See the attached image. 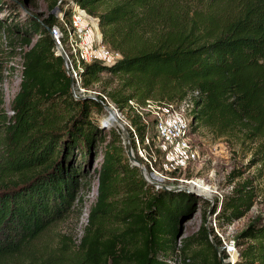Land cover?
Segmentation results:
<instances>
[{
  "label": "trees",
  "instance_id": "trees-1",
  "mask_svg": "<svg viewBox=\"0 0 264 264\" xmlns=\"http://www.w3.org/2000/svg\"><path fill=\"white\" fill-rule=\"evenodd\" d=\"M4 4L0 0V9ZM67 6H80L98 18L103 44L122 56L110 66L83 65L84 87L109 73L120 78V90L112 95L118 104L138 100L144 105L157 91L168 94L169 102L199 93L196 118L217 136L250 126L253 134L264 131V0H67L60 8L63 19L71 14ZM57 23L54 15L25 24L0 18V31L23 50L13 114L0 109V264H45L36 258L37 240L75 213L104 143L107 127L94 114L103 111L105 100L74 95L51 35ZM66 34L64 27L63 39ZM3 102L0 92L1 107ZM132 126L144 143L145 126L137 120ZM111 135L83 240L91 264L123 259L171 264L180 221L192 215L196 197L155 190L126 158L120 136ZM247 187H235L218 213L216 204L213 215L219 223L233 224L251 211L255 195ZM117 199L125 207L116 214L121 231L104 235L103 221L116 210ZM206 223L186 245L201 249L196 254L201 264H224L216 246L225 261L229 255ZM236 246L241 251L234 264H264V223L248 225L236 236Z\"/></svg>",
  "mask_w": 264,
  "mask_h": 264
},
{
  "label": "rangeland",
  "instance_id": "rangeland-1",
  "mask_svg": "<svg viewBox=\"0 0 264 264\" xmlns=\"http://www.w3.org/2000/svg\"><path fill=\"white\" fill-rule=\"evenodd\" d=\"M3 1L6 3L4 4V8L0 9V18L3 22L13 21L19 24H25L28 20L43 22L50 15H54L58 19L57 24L61 27V31H63L62 20H64L69 26V30H66L67 34L62 41V48L60 47L59 54L56 46L57 55H61L64 60V52L69 54L72 49L70 45L68 46L69 42L76 44V48L93 51L97 48L99 31L103 35L100 28L99 31L96 28L89 31L86 20H83L82 25L76 26L75 24L79 16H77L72 7H65L64 10L70 11L71 14L68 19H63L64 13L61 12L60 8L67 0ZM83 28L85 31L82 30ZM70 34H73V36ZM37 38H35L34 42ZM105 46L109 48L107 45ZM22 51L20 45L14 40H11L10 44V39L5 30L0 31V52L3 60L1 62L4 69V82L0 86L4 104L2 107L0 106V109L6 112L8 116L13 114L12 103L20 89L23 63ZM101 77L100 82L91 87H85L89 91L85 96H91L93 98L90 99L95 98L94 100H99V102V97L105 100L103 111L95 113L94 119L101 124L105 118H108L109 112L106 106L111 104L118 110L119 118L121 117L120 121L124 125L126 124L124 128L128 131L129 136H131L130 132H133L132 129L135 130V127L132 126L133 120H137L141 126H145L142 117L130 104H118L112 99V95L120 90V78L109 73H103ZM129 94H133V92L126 91V95ZM77 96V98H82V96ZM192 96L193 93L189 92L185 99L188 100ZM149 100L154 102V110L161 106V112L163 113H173L170 111L171 105L179 113H182V109L184 108L179 105L181 104L180 102H169L168 94L159 93L158 91L154 92ZM134 101L139 107L144 106L141 104L142 102L138 100ZM186 105L184 106L186 112H188ZM154 110H140L151 124L150 127L145 126V137H149V144L140 142L139 146L136 144V149L133 147L134 157L142 164L147 173V177H143L145 181L157 191L176 190L179 187L189 188L197 180H201L207 186L214 189L213 194L209 197L206 196L207 198L195 195L194 211L190 217H185L180 221L177 246L168 260L169 263H202V258L196 257V254L201 249L196 245H186L185 241L191 239L199 232L202 225L206 223V214L211 209V214L207 216L206 225L210 230L211 228L214 229L215 234L218 236L214 223L217 224L216 228L223 236L218 237H220L225 251L229 255V259L225 261V264L228 262L234 264L238 260L239 251H241L236 246V236L253 222L257 224L264 223V131L253 134L250 126L246 130L238 129L220 137L199 122L197 132L194 134L192 140L194 146L199 150L200 159L191 161L187 160L186 156L177 150L175 146L165 145L157 138L154 129V122L156 120V112ZM110 127L108 126L104 129V143H101L99 154L93 162V169L88 179V185L79 195L81 198L79 203L76 202V206L78 205V207L75 213L54 224L37 240L36 258L41 263L91 264L92 261L87 254L86 247L83 246V240L86 235V227L90 221L91 209L98 201L99 171L104 161L106 145L112 141L111 132H116L120 136L122 146L126 148L125 156L130 162L128 150L125 146L128 144V141L124 130L119 125ZM138 171L141 174L140 168H138ZM247 184V188L255 195V202L251 211L233 224L219 223L216 216L213 215V209L216 204H218V213L220 211V204L226 197L231 195L233 189ZM114 207L116 210L112 211V216L103 221L104 235L111 236L113 233L121 231L116 214L121 213L125 207H123V202L118 199L114 202ZM121 264L129 263L123 259Z\"/></svg>",
  "mask_w": 264,
  "mask_h": 264
},
{
  "label": "built area",
  "instance_id": "built-area-1",
  "mask_svg": "<svg viewBox=\"0 0 264 264\" xmlns=\"http://www.w3.org/2000/svg\"><path fill=\"white\" fill-rule=\"evenodd\" d=\"M72 8L77 13V16H79V19L75 24L76 26H80V24L82 25L83 20H86V25L89 31H92L93 28H96L99 31L100 26L98 18L89 15L87 10L83 9L80 6H73ZM62 25L65 27L66 30H69V26L64 20H62ZM82 30L85 31L84 28ZM51 35L56 41L57 50L59 54V49L60 47L62 48V41L64 40L63 31H61V27L59 25H55L51 30ZM70 35L73 36V34ZM69 45L72 49L70 50L69 54L64 52L65 67L73 81L74 95L76 97H78L77 95H79L83 98L86 97L85 95L88 94L89 91L83 86L82 76L80 75V72L82 71V66L89 65L95 62H100L110 66L116 61L122 59V56L120 53L107 48L103 44V35L100 33V31L98 33L97 38V48H95L93 51H86L81 48H76V44L70 42L68 43V46ZM75 62L77 63V67H75ZM197 100H199V93H194L193 96L190 97L188 100L184 99L183 101H179L181 104H178L184 107L182 109V113L177 112L173 105L170 106V111H172L173 113L161 112V106L157 107V109L154 110V102L150 100L146 101L143 107H139L135 103V101H130L129 104L131 107L136 109L138 114L142 117L144 125L147 127H150L151 124L140 110H154V112H156L154 129L157 138L165 145L175 146L177 150L181 151V153L186 156L187 160L197 161L198 159H200V153L197 147L194 146L192 140L194 134L197 132V126L199 123L198 119L196 118V115L199 111V107L196 106ZM184 105L187 106L188 112H186V108ZM132 130L135 142L139 146L140 140L138 134L134 129ZM149 142L150 139L148 136H146L144 143L149 144ZM214 226L218 236L223 237L220 231L216 228V223H214Z\"/></svg>",
  "mask_w": 264,
  "mask_h": 264
},
{
  "label": "bare ground",
  "instance_id": "bare-ground-1",
  "mask_svg": "<svg viewBox=\"0 0 264 264\" xmlns=\"http://www.w3.org/2000/svg\"><path fill=\"white\" fill-rule=\"evenodd\" d=\"M107 111L109 112V117L105 118V120L103 121V123L107 126H113V125H119L120 127H122V129L124 128V125L119 118L118 115V110L113 106V105H108L107 106ZM107 126V127H108ZM115 127V126H114ZM111 128V127H110ZM113 128V127H112ZM190 188L194 191H196L197 193L201 194L204 198H207L209 196H211L214 192V189L207 186L204 182H202L201 180H197L194 181L191 185ZM207 196V197H206Z\"/></svg>",
  "mask_w": 264,
  "mask_h": 264
},
{
  "label": "water",
  "instance_id": "water-1",
  "mask_svg": "<svg viewBox=\"0 0 264 264\" xmlns=\"http://www.w3.org/2000/svg\"><path fill=\"white\" fill-rule=\"evenodd\" d=\"M83 98H93V97H91V96H86V97H83ZM94 99H95V98H94ZM107 108H108V107L106 106V109H107ZM105 126H106V125H105ZM106 127H107V126H106ZM123 130H124V133H125L126 139H127V141H128V155H129V157H130V162L132 163L133 166L140 168V171H141L142 176H143L144 178H146V177H147V173H146L144 167L142 166L141 163H139V161L137 160V158L134 157V155H133V147H132V144H131V138H130V136H129V133H128V131H127L125 128H123ZM148 182H149V181H148ZM149 183H150V182H149ZM166 189H167V188H166ZM167 190H168V189H167ZM170 191H177V192L184 191V192H187V193H191V194L197 195V196H199V197H203L201 194H199V193H197L196 191L192 190L190 187H189V188H187V187H179V188L176 189V190H170ZM210 214H211V209H210L209 215H210ZM213 243H214V245L216 246L215 241H213ZM216 249H217V251H218V253H219L220 259L223 260V262H224V264H225V260L223 259V256L221 255V250H220L217 246H216Z\"/></svg>",
  "mask_w": 264,
  "mask_h": 264
}]
</instances>
